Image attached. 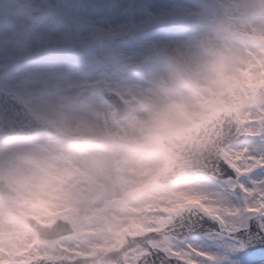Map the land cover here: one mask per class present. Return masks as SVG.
<instances>
[{"label":"clouds","instance_id":"clouds-1","mask_svg":"<svg viewBox=\"0 0 264 264\" xmlns=\"http://www.w3.org/2000/svg\"><path fill=\"white\" fill-rule=\"evenodd\" d=\"M10 4L0 74H31L38 95L0 120V264H152L203 247L194 223L245 206L229 154L264 158V115L258 137L241 123L256 112L243 99L250 65L264 84V6L170 0L155 11L185 27L108 80L74 51H25L37 20L66 14L59 0Z\"/></svg>","mask_w":264,"mask_h":264},{"label":"snow or ice","instance_id":"snow-or-ice-1","mask_svg":"<svg viewBox=\"0 0 264 264\" xmlns=\"http://www.w3.org/2000/svg\"><path fill=\"white\" fill-rule=\"evenodd\" d=\"M259 4L264 6V0ZM12 10L11 4L7 9L0 4V15ZM127 12L131 15L133 9L129 7ZM183 27L171 13L147 7L139 21L119 24L64 14L52 20H37L29 39L38 48L26 43L25 51H74L79 55L72 60L79 65L106 74L108 80H126L147 64L146 53L158 38L174 36ZM58 59L63 58H52L51 62ZM34 83L31 74L20 78L0 74V120L15 123L19 119L21 107L31 105L38 95ZM225 171L230 178H241L243 188H237V192L245 206L231 220L222 216L194 223L192 231L201 238L203 247L196 251L186 247L183 253L187 259L166 255L165 250L152 257V264H264V164L243 175L234 165Z\"/></svg>","mask_w":264,"mask_h":264},{"label":"rangeland","instance_id":"rangeland-1","mask_svg":"<svg viewBox=\"0 0 264 264\" xmlns=\"http://www.w3.org/2000/svg\"><path fill=\"white\" fill-rule=\"evenodd\" d=\"M53 2L55 3L57 0H53ZM59 2L65 6L66 14L119 24L133 20L139 21L144 16L145 7L149 10H155L169 3L170 0H59ZM256 2L259 3V0H256ZM2 3L3 0H0V4ZM129 7L133 9L131 15L127 12ZM251 67L252 65L249 66L247 72V89L243 99L248 102L247 107L255 108L256 112L242 118L241 123H243L244 128H251V132L259 135L261 129L257 120L261 115H264V105L261 104L264 101V93L259 88L264 89V84L259 82L260 78L251 71ZM256 90L257 93H255ZM256 94L260 98L259 103L254 101ZM253 155H255V159H253ZM227 158L242 175L252 171L255 166L264 164V158L256 154L234 153L229 154ZM211 224L209 223V225ZM170 255H179L181 258L187 259V254L183 252L173 254L170 251Z\"/></svg>","mask_w":264,"mask_h":264},{"label":"water","instance_id":"water-1","mask_svg":"<svg viewBox=\"0 0 264 264\" xmlns=\"http://www.w3.org/2000/svg\"><path fill=\"white\" fill-rule=\"evenodd\" d=\"M243 138V136L241 137V139ZM209 223L211 224L212 222L211 221H209ZM212 225V224H211Z\"/></svg>","mask_w":264,"mask_h":264},{"label":"flooded vegetation","instance_id":"flooded-vegetation-1","mask_svg":"<svg viewBox=\"0 0 264 264\" xmlns=\"http://www.w3.org/2000/svg\"><path fill=\"white\" fill-rule=\"evenodd\" d=\"M250 138H251V135H250Z\"/></svg>","mask_w":264,"mask_h":264}]
</instances>
